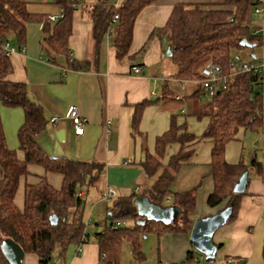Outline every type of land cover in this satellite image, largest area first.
Listing matches in <instances>:
<instances>
[{
  "label": "crops",
  "instance_id": "1",
  "mask_svg": "<svg viewBox=\"0 0 264 264\" xmlns=\"http://www.w3.org/2000/svg\"><path fill=\"white\" fill-rule=\"evenodd\" d=\"M41 1L48 7L41 13L29 10L31 14L51 17L60 16L64 12V8L56 5L54 0ZM75 1L77 6L72 16L68 53L50 52V56L42 48L45 34L43 25L39 24V27H27L26 52L10 58L13 72L7 79L26 84L30 99L43 108L47 126L36 137L40 148L51 158L103 165L105 170L100 180L104 183L102 192L112 188L117 197L136 194L151 202V188L164 173L170 159L182 152L188 159L175 173L169 170L174 178L168 184L169 194L163 204L172 203L173 193L196 189V207L189 214L190 223L184 233L157 234L158 239L154 237L155 241H159L155 253L159 264H264V126L262 136H258L260 140L254 146L256 138L250 135V164L245 162V138L241 135L242 131L248 130L241 129L236 139L226 147V161L234 165L242 161L249 170V182L246 193L238 199L235 217L214 234L213 241L218 247L215 261H206L205 256L196 251L190 241L195 221L217 214L228 203L227 200L215 208L208 206V198L215 187L210 166L214 147L212 141L202 140L210 146V155L201 158L197 155L201 150V141L186 147L180 144L169 145L154 177H147L142 168L147 154L153 155L155 152L156 139L170 129L172 117H177L178 125H187L191 134H194L189 129L191 119L204 122V134L210 125L207 106L212 102L210 99V102L201 104L203 95H196L200 92L198 80H182L176 76L177 68L167 56L165 39L152 33L166 25L177 4H199L223 9L225 0H159L145 7L136 18L128 56L122 59H118L116 54L118 24L115 23L104 35L97 51L91 15L94 7L105 0ZM109 1L117 10L127 0ZM260 27L264 28V24L253 19V34L258 30L263 35L264 31H260ZM33 29L36 33H33ZM49 57L53 62L48 60ZM133 66H141L142 72H133ZM146 101L150 104L142 114L138 134H134L132 120L135 107ZM71 106L78 107L80 115L87 120L82 136H76L70 120L64 118ZM0 117L6 146L17 151L19 160H24L25 155L19 150L18 138L19 129L25 120L23 109L1 107ZM52 117L60 118L57 127L51 124ZM60 129L66 130L64 143H60L55 135ZM29 173L20 181L15 197V204L21 210L24 208L27 184H36L45 177L53 187L60 189L62 186V175L47 173L40 166H29ZM129 224L132 222L127 221L128 229ZM105 226L106 229L111 224H107L106 220ZM98 234L91 238L87 233L83 252L78 253V244L74 247L72 245L57 264H103L97 243ZM149 237L145 235L144 239ZM189 252L193 253L194 259L183 263ZM133 258L136 259L134 255ZM23 264H40V259L35 254L25 253Z\"/></svg>",
  "mask_w": 264,
  "mask_h": 264
},
{
  "label": "trees",
  "instance_id": "2",
  "mask_svg": "<svg viewBox=\"0 0 264 264\" xmlns=\"http://www.w3.org/2000/svg\"><path fill=\"white\" fill-rule=\"evenodd\" d=\"M159 0H127L117 10L109 0L97 4L92 11L93 36L97 51L104 35L109 31L116 14H119L118 31L115 38L118 59L128 56L132 44L134 25L139 13ZM259 0H225L223 9H215L199 4H177L166 25L152 35L165 39L171 48L170 59L176 65V76L182 80H200L201 69L206 63H213L229 71V61H254L253 48L243 46L248 40L255 47H264V34L254 35L252 13ZM64 8V17L52 22L45 15L31 14L27 0H0V42L11 41L18 49L25 48L27 27L31 23L43 25L45 38L42 48L55 54L68 53V40L72 33V16L77 6L75 0H54ZM253 49V50H252ZM250 51V53H248ZM49 61L53 62L50 57ZM13 72L10 58L0 52V108H22L25 120L19 129V150L25 159L19 160L17 151L6 146L0 117V264H9L4 257L1 244L5 239L17 243L24 253L35 254L40 264H57L63 260L72 245L86 243L87 233L84 221L85 201L78 197L87 185L96 184L103 176V165L86 163L67 158L49 157L36 142L47 126L43 108L29 97L27 85L12 82L7 78ZM261 80L252 74L234 77L226 91L219 93L208 104L210 125L202 137L188 131L187 125H178L177 117L171 119L170 129L156 139L155 152L147 154L142 168L147 177H154L162 165L166 149L171 144L189 146L201 139L212 141L211 173L215 181L213 193L208 198V206L215 208L228 200L223 208L232 205L234 210L230 221L235 217L238 199L234 186L247 166L241 161L229 164L225 153L227 145L234 141L241 129L261 131L264 126V97ZM200 92L196 93L199 96ZM150 102L135 107L132 120L134 134L139 132V124L145 108ZM214 108V109H213ZM203 115V114H202ZM202 116H198L201 118ZM182 153V152H181ZM179 153L170 159L164 173L150 190L152 201L164 208H171L175 214L169 224L147 221L137 222L141 217L134 206V200L142 195L117 197L109 206L107 224L116 220L135 223L133 229L113 230L110 226L97 235L100 257L103 264H119L121 245L127 242L136 259L142 258L140 239L155 232L159 236L169 233H184L190 223L189 214L196 207V189L183 193H173L172 203L165 206L163 200L169 194L167 187L174 173L188 156ZM37 165L47 173L62 175L60 189L50 185L44 177L36 184H27L23 210L15 204V197L22 178L27 177L29 166ZM260 170L262 164L259 165ZM100 171L97 178L94 172ZM222 209V210H223ZM58 216V224L50 223V216ZM194 259L188 253L186 261ZM211 262V261H209Z\"/></svg>",
  "mask_w": 264,
  "mask_h": 264
},
{
  "label": "rangeland",
  "instance_id": "3",
  "mask_svg": "<svg viewBox=\"0 0 264 264\" xmlns=\"http://www.w3.org/2000/svg\"><path fill=\"white\" fill-rule=\"evenodd\" d=\"M28 1L30 2V6H29L30 11L35 10V12L41 13V12H43V10L45 8L48 7L46 5V3H43L41 0H28ZM258 22L261 23L260 20ZM29 25L39 27V23H31ZM33 31H34L33 33H36L35 29H33ZM37 33H39V32H37ZM27 37H28V30H27ZM253 49H254V52L258 56H261L262 53L264 52V47H255ZM248 53H250V51H248ZM263 97H264V88H263ZM210 101L211 100L208 99L207 97L202 96L200 102H201V104H206ZM189 129L195 135L201 137L203 135V132L205 129V123L193 121L191 119L189 122ZM262 133H263L262 131H251V130H248L246 132L242 131V133H241V135H244V138H245L244 139V156H245L244 158H245V162H247L248 164H250L248 155L251 153V149H252L250 135H252V137L256 138L253 142V146H254L255 143L260 140L258 138V136L261 137ZM202 140H205V139L200 140L201 141V143H200L201 150H199L197 153V155L200 158L206 154L210 155V146ZM94 173H95L97 178L101 174L100 171H98V172L96 171ZM101 178H102V176L100 178H98V180L96 181V184L89 185V186L87 185L86 187H83L81 189V191H83L84 195H85V198H84V201H85L84 221H85V225H86L85 231H86V233L89 234V236H91V238L93 237L94 234L101 233L105 230V227H106L105 224H106L107 213H108L107 209L109 208V206H112V204L115 200L114 199L111 203H108V202L101 199V195L103 193L102 189L104 186L103 181H100ZM164 205L170 206L167 203H165ZM173 216H175V214H173ZM128 222L130 223L132 221H128ZM129 225H130L129 226L130 229H133V227H135L134 226L135 223H133V222H132V224H129ZM126 226H127V220H125V225H123L121 227V229H126L127 228ZM115 231H118V230H115ZM144 236L140 239V250L142 252L144 259H141V260L134 259L130 245L129 244H123V245H121V248H120L119 264H159V259L157 257H155V253L158 251V248H159V246H158L159 241L154 240V237H155V239L156 238L158 239L159 236L155 232H150V233L146 234V237L151 236L147 239H144ZM125 243H127V242H125ZM73 247H74V245H73ZM184 262L189 263L190 261L184 260L183 263ZM178 264H181V263H178Z\"/></svg>",
  "mask_w": 264,
  "mask_h": 264
},
{
  "label": "built area",
  "instance_id": "4",
  "mask_svg": "<svg viewBox=\"0 0 264 264\" xmlns=\"http://www.w3.org/2000/svg\"><path fill=\"white\" fill-rule=\"evenodd\" d=\"M253 19L255 21H261L264 24V0H259L258 5L254 8L252 13ZM64 17V12L60 16H51L49 17L50 21L55 22L60 18ZM120 16L116 14L113 23L119 21ZM260 31H264L263 27L259 28ZM255 35L259 34V31L254 32ZM3 52L5 56L11 58L15 54L25 53V48L18 49L14 46L11 41H5L4 43L0 42V52ZM229 71H226L223 67L213 64L206 63L201 69V79L198 80L200 93L209 98H215L219 93L226 91L229 87L230 81L239 75L252 74L258 76L264 86V53L252 61H229ZM133 72L141 73L143 68L141 66H133ZM65 119L70 120L72 124V128L74 134L76 136H82L84 134V125L87 120L80 115L79 109L76 106H71L68 108L67 112L64 116ZM53 126H58L60 122L59 117H52L50 120ZM110 122H108V125ZM83 192L78 193L79 198H83ZM117 193L114 189L108 188L102 194V200L111 203L117 197ZM123 225H125V221L116 220L112 222L111 228L113 230H119ZM85 242L79 244L78 253L81 254L83 252V245Z\"/></svg>",
  "mask_w": 264,
  "mask_h": 264
},
{
  "label": "water",
  "instance_id": "5",
  "mask_svg": "<svg viewBox=\"0 0 264 264\" xmlns=\"http://www.w3.org/2000/svg\"><path fill=\"white\" fill-rule=\"evenodd\" d=\"M241 44L249 48H255V45L248 40H243ZM167 56H172L170 47L167 50ZM253 58H256V56L253 55ZM55 135L60 143L66 141L65 129L56 131ZM248 182L249 170L247 169L235 184L234 193L245 194ZM134 206L137 209L138 215L141 217V220L137 222L139 225H145L147 221L169 224L174 220V213L171 208L161 207L147 198L137 197L134 200ZM233 210V206L230 205L213 216L200 218L195 221L190 235V241L193 248L205 256L206 261L216 260L218 247L213 241L214 234L230 221ZM108 216L110 218L111 213ZM49 219L52 225L58 224L59 219L56 214L51 215ZM1 250L9 264H23L25 253L13 240L5 239L1 244Z\"/></svg>",
  "mask_w": 264,
  "mask_h": 264
}]
</instances>
